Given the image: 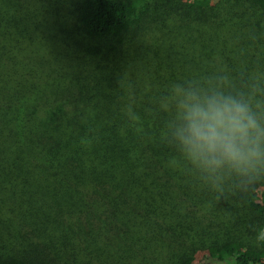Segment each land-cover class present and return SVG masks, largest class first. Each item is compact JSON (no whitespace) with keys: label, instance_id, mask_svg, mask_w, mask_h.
Segmentation results:
<instances>
[{"label":"trees","instance_id":"obj_1","mask_svg":"<svg viewBox=\"0 0 264 264\" xmlns=\"http://www.w3.org/2000/svg\"><path fill=\"white\" fill-rule=\"evenodd\" d=\"M51 1L0 0V264H264V177L196 185L154 103L264 73V0Z\"/></svg>","mask_w":264,"mask_h":264},{"label":"clouds","instance_id":"obj_2","mask_svg":"<svg viewBox=\"0 0 264 264\" xmlns=\"http://www.w3.org/2000/svg\"><path fill=\"white\" fill-rule=\"evenodd\" d=\"M154 103L168 163L196 185L220 194L264 177V73L211 64L169 81Z\"/></svg>","mask_w":264,"mask_h":264},{"label":"rangeland","instance_id":"obj_3","mask_svg":"<svg viewBox=\"0 0 264 264\" xmlns=\"http://www.w3.org/2000/svg\"><path fill=\"white\" fill-rule=\"evenodd\" d=\"M184 1H186V0H184ZM51 2H53V1H51ZM53 3L59 9V12L63 14L65 12L69 11V7H70L69 4H71V0H58L57 2H53ZM203 256H204V252H200L198 255V259H204Z\"/></svg>","mask_w":264,"mask_h":264}]
</instances>
